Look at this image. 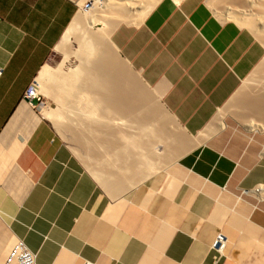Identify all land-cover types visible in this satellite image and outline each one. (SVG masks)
I'll return each instance as SVG.
<instances>
[{
  "label": "crops",
  "instance_id": "0c3cea01",
  "mask_svg": "<svg viewBox=\"0 0 264 264\" xmlns=\"http://www.w3.org/2000/svg\"><path fill=\"white\" fill-rule=\"evenodd\" d=\"M78 1L0 0V264L17 238L38 264H264V162H240L215 133L264 42L209 0H159L144 17V6L116 9L111 42L141 78L152 143L135 157L125 142L122 154L88 153L93 173L82 171L49 106L24 98Z\"/></svg>",
  "mask_w": 264,
  "mask_h": 264
},
{
  "label": "bare ground",
  "instance_id": "6f19581e",
  "mask_svg": "<svg viewBox=\"0 0 264 264\" xmlns=\"http://www.w3.org/2000/svg\"><path fill=\"white\" fill-rule=\"evenodd\" d=\"M158 1L107 0L101 7L82 11L91 14L74 17L63 34L61 44L57 46L65 49L70 42L74 43V49L65 53V63L68 64L71 60H76L77 63L69 68L63 67L58 73L49 72L48 66H44L39 73L38 78L42 79L41 91L51 95L57 102L59 114L52 113L53 119L56 122H68V126L61 124V128L73 135L77 142L90 147L91 150L97 147L98 158L103 157L105 148H117L122 142L127 144V157H135L136 148L142 154L145 153L148 148L146 143H152V134L149 132L153 126L147 114V99L137 86V74L121 60L113 47L111 35L114 27L107 23V19L112 16L117 19L124 18L116 13V9L129 11L140 6H144V11L134 13L144 17ZM213 6L222 18L252 28L251 30L264 40V0H218ZM99 21L105 22L106 26L96 29ZM258 71L263 72V77L257 81L255 87L262 94L256 102L260 104H257L258 106L263 107L261 115L264 118V64ZM48 78L50 83H47ZM43 80L46 81L44 84ZM235 102L231 109L240 107L239 103ZM248 119L250 126L264 128V120H257L255 117ZM120 148L118 147V150ZM258 191L257 193L264 197V185H260Z\"/></svg>",
  "mask_w": 264,
  "mask_h": 264
},
{
  "label": "rangeland",
  "instance_id": "374dc122",
  "mask_svg": "<svg viewBox=\"0 0 264 264\" xmlns=\"http://www.w3.org/2000/svg\"><path fill=\"white\" fill-rule=\"evenodd\" d=\"M217 1L218 0H209V5L214 11V13H216V15H219L217 12H215L213 8L214 7L213 5H215V3L217 4ZM89 13L91 14V12ZM89 13H84L82 11H79L78 15L83 16L85 14L88 15ZM219 17L222 18L220 15ZM222 20L230 21L229 19L226 20L225 18H222ZM101 22L103 21H99L97 23L95 27L96 29L104 28ZM241 26L245 27L243 25ZM260 40L264 42L263 39L260 38ZM73 49H74V43L72 42H70L66 46L65 49L62 48V46L58 47V49L56 48V50L51 55L48 61V64H47L49 65L48 66L49 72L51 71L53 73H58L63 67L69 68V67H72L74 64H76L77 63L76 60L68 61L69 65L65 63L67 62L66 54H65L66 51H70ZM262 64H264V61L261 63V65ZM60 65L62 66L60 67ZM261 65L256 67L255 70L246 79H244L242 86L240 88L239 94L236 96L235 99H232V100H236V102L239 103L240 107L236 109H231L235 101H231L232 104L230 103L229 105L227 103L224 107H222L225 109L224 116L219 120L222 122V126L220 129H218L217 132H215V133L220 134V137L223 141L224 148L236 154L238 158L240 159V162H248L250 161V159H252L251 157H253L254 161L258 162V164L260 165L263 164L264 162V155H262V152L264 151V132H261L258 130L264 131V128L261 126H250L252 127L250 128L246 126L245 124L249 125L248 118L250 117H255L257 118V120L259 119L264 120V118H262L263 116L261 115V113H263V110H262L263 107L258 106L260 104L256 102L261 97L262 93H259L255 87L257 81L261 80L263 77V72L258 71ZM38 79L41 82L42 79L41 78H38ZM45 80L47 81V78ZM45 80H43V84ZM49 80L50 78H48V81ZM50 81L47 83H50ZM149 91L156 98L158 106L161 105L160 107H162L159 97L153 93L154 91L151 88ZM41 92L43 93V100L46 102V105L49 106L45 108V114L49 119L52 120V122L55 124V126L59 130L60 134L63 136L64 142H65L64 143L65 154L68 155V158L70 159V163L75 164L82 171L92 172L93 171L92 167H90L89 164L85 162V157H86V154L91 153V152H93L92 154L94 157H97L96 153L98 154V148L96 147L94 148L95 149L94 150L91 147L93 149L91 150L90 147L88 148L84 144L77 142L76 139L73 137V135H71L69 132L63 131L61 126L62 125L68 126L69 123L67 122L68 123L67 124L66 121H63V120L56 122L53 119L52 113L56 115L59 114L57 102L54 98H52L51 95L49 94L46 95V93L43 91ZM171 146L172 144L168 145V148H167L168 153L170 152V149L172 148ZM153 152L157 155L162 156V154L159 153L160 150L156 144L153 145ZM220 249H223V248H220Z\"/></svg>",
  "mask_w": 264,
  "mask_h": 264
},
{
  "label": "built area",
  "instance_id": "2783aa9c",
  "mask_svg": "<svg viewBox=\"0 0 264 264\" xmlns=\"http://www.w3.org/2000/svg\"><path fill=\"white\" fill-rule=\"evenodd\" d=\"M107 0H79V11H91L98 7L103 6ZM4 69L0 67V76L3 74ZM24 98L34 108L43 109L46 102L43 100V93L41 92V83L38 77L27 87ZM226 246L225 236L219 234L214 247L224 248ZM6 264H38L37 254L26 244L22 239L17 238L12 246L9 248L7 255L4 259Z\"/></svg>",
  "mask_w": 264,
  "mask_h": 264
},
{
  "label": "water",
  "instance_id": "95a60500",
  "mask_svg": "<svg viewBox=\"0 0 264 264\" xmlns=\"http://www.w3.org/2000/svg\"><path fill=\"white\" fill-rule=\"evenodd\" d=\"M118 52V51H117ZM118 54L120 55V58H121V60H123L124 62H126L128 65H129V67H131L130 66V64L121 56V54L118 52ZM132 68V67H131ZM133 69V68H132ZM134 70V69H133ZM134 72H135V74H137V76H138V73L134 70ZM138 78H140V76H138ZM141 79V78H140Z\"/></svg>",
  "mask_w": 264,
  "mask_h": 264
}]
</instances>
